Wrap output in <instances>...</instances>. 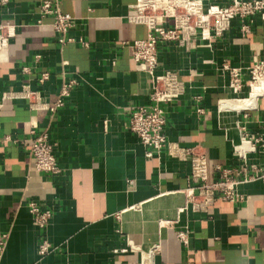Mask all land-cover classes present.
Returning a JSON list of instances; mask_svg holds the SVG:
<instances>
[{"label": "crops", "instance_id": "crops-1", "mask_svg": "<svg viewBox=\"0 0 264 264\" xmlns=\"http://www.w3.org/2000/svg\"><path fill=\"white\" fill-rule=\"evenodd\" d=\"M43 1L0 3V22L15 32L0 50V230L8 233L0 264H264L263 179L241 184V201L180 210L186 189L200 183L195 156L205 157L212 181L217 167L238 164L236 148L246 137L254 144L248 161L264 169V98L239 99L249 90L247 68L264 60L262 15L244 21L246 33L234 18L221 36L199 35L193 47L159 44L157 73L175 71L184 83L181 96L163 104L165 134L190 153L147 157L129 128L132 110L149 105L153 92L130 45L149 33L132 19L137 0H48L75 17L74 41L66 43L53 16L42 17ZM233 1L203 0L205 7ZM225 64L243 69V92H233ZM71 81L54 111L4 97L28 85L55 106ZM32 131H48L60 172L36 169ZM30 202L52 211L44 229L34 224ZM44 241L50 247L40 254Z\"/></svg>", "mask_w": 264, "mask_h": 264}, {"label": "built area", "instance_id": "built-area-1", "mask_svg": "<svg viewBox=\"0 0 264 264\" xmlns=\"http://www.w3.org/2000/svg\"><path fill=\"white\" fill-rule=\"evenodd\" d=\"M9 0H0L7 4ZM137 10L133 20L144 22L148 26V36L130 43L135 61L143 65L153 79V92L149 105H141L131 112L129 128L140 138L146 147L147 157L160 156L164 149H168L170 155L186 159L189 150L178 144L168 142L165 134L166 111L163 106L181 96L184 92V83L178 77L177 72L168 70L157 73L159 65L158 47L160 43L176 42L180 46L193 47L197 37L211 39L213 36H221L231 25L234 18H240L243 23L249 17L258 13L264 18V0H234L227 6L209 5L205 7L203 0H137L134 4ZM42 17L52 15L53 27L59 35V42H73L68 37V32L75 25V17L64 12L59 6H54L50 1L44 0L40 6ZM243 31H249V25L244 23ZM15 34L14 29L8 24L0 22V50L8 46L9 39ZM82 45L89 46L83 41ZM231 87L236 93H240L244 87L243 69L230 67ZM249 80L247 85L251 92L254 87H259L255 96V102L264 98V60L256 61L247 68ZM48 78V73L43 74L41 82ZM76 81H71L63 86L55 106L43 102L39 91L32 90L28 85L24 86L20 93L8 92L4 97L14 95L29 100L33 109L54 111L64 104L63 97L68 95ZM254 102V104H255ZM253 105V104H252ZM34 134L31 139L30 156L34 160L35 167L40 172L58 173L60 168L54 154V143L50 141L48 131ZM254 150V144L246 137H242V144L236 148L238 164L234 167H217L220 175L217 179L208 181L207 168L204 156H195L192 159L193 175L200 179L197 190L192 187L186 189V204L180 210L191 208L198 212H207L219 199L230 202L243 200L244 195L238 187L246 182L263 179L264 169L257 164L248 161V153ZM33 222L44 229L52 217V211L42 209L36 202L29 203ZM181 240H186V233L179 232ZM8 233L0 230V256L6 246ZM48 242L44 241L40 246V254L49 250Z\"/></svg>", "mask_w": 264, "mask_h": 264}, {"label": "bare ground", "instance_id": "bare-ground-1", "mask_svg": "<svg viewBox=\"0 0 264 264\" xmlns=\"http://www.w3.org/2000/svg\"><path fill=\"white\" fill-rule=\"evenodd\" d=\"M255 89H253V91L252 92H247V94H246V97L244 98V99H252L253 100V104H254V102H255V96H256V94H257V91H258V89H259V87H254ZM243 90V89H242ZM234 92V91H233ZM243 92V91H242ZM224 103H226V102H224ZM223 103V104H224ZM249 106H252V104L251 105H249Z\"/></svg>", "mask_w": 264, "mask_h": 264}, {"label": "rangeland", "instance_id": "rangeland-1", "mask_svg": "<svg viewBox=\"0 0 264 264\" xmlns=\"http://www.w3.org/2000/svg\"><path fill=\"white\" fill-rule=\"evenodd\" d=\"M247 92H251V90L249 89ZM245 97H246V95H244L243 97H240L239 96V99H242L243 100Z\"/></svg>", "mask_w": 264, "mask_h": 264}]
</instances>
